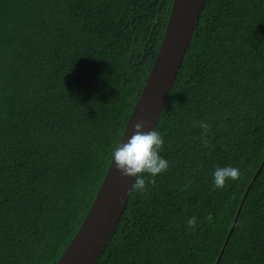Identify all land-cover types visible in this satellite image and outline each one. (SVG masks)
Returning a JSON list of instances; mask_svg holds the SVG:
<instances>
[{
  "label": "trees",
  "instance_id": "1",
  "mask_svg": "<svg viewBox=\"0 0 264 264\" xmlns=\"http://www.w3.org/2000/svg\"><path fill=\"white\" fill-rule=\"evenodd\" d=\"M172 1L0 0V264H56L76 234ZM155 130L169 169L94 264H264V0L205 1ZM217 166L241 178L213 190Z\"/></svg>",
  "mask_w": 264,
  "mask_h": 264
},
{
  "label": "water",
  "instance_id": "2",
  "mask_svg": "<svg viewBox=\"0 0 264 264\" xmlns=\"http://www.w3.org/2000/svg\"><path fill=\"white\" fill-rule=\"evenodd\" d=\"M205 1H172L168 22L157 55L125 124L118 145L121 142H126L132 135L137 121L144 122L145 131L155 130ZM133 183L134 178H125L117 172L112 157L91 207L56 264L95 263L122 215ZM245 196L246 194H244Z\"/></svg>",
  "mask_w": 264,
  "mask_h": 264
},
{
  "label": "clouds",
  "instance_id": "3",
  "mask_svg": "<svg viewBox=\"0 0 264 264\" xmlns=\"http://www.w3.org/2000/svg\"><path fill=\"white\" fill-rule=\"evenodd\" d=\"M194 126L203 130L200 141L204 148H209L208 134L211 132V126L204 120L194 122ZM144 129V122L137 121L132 135L112 151L117 172L125 178H134L131 190L140 194L147 191V176L152 177L151 184L155 186V177L166 173L169 169L168 161L160 155L165 144L163 135L158 130L145 131ZM240 178L241 172L238 167L217 166L213 172V190H223L229 181H237ZM190 187L189 182L182 190L187 191ZM213 219L211 213L206 217L208 223H212ZM186 225L195 231L198 226L197 218L189 217Z\"/></svg>",
  "mask_w": 264,
  "mask_h": 264
}]
</instances>
